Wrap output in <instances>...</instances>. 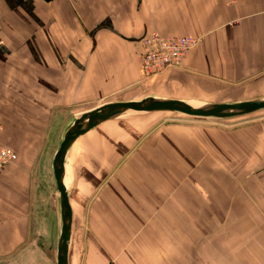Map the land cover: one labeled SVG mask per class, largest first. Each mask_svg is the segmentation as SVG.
I'll return each instance as SVG.
<instances>
[{"label": "crops", "instance_id": "obj_1", "mask_svg": "<svg viewBox=\"0 0 264 264\" xmlns=\"http://www.w3.org/2000/svg\"><path fill=\"white\" fill-rule=\"evenodd\" d=\"M152 30L201 37L153 93L264 98V0H0V145L18 154L0 172V264H57L54 153L83 111L137 99ZM141 117L101 119L68 147L67 264H264V118Z\"/></svg>", "mask_w": 264, "mask_h": 264}, {"label": "water", "instance_id": "obj_2", "mask_svg": "<svg viewBox=\"0 0 264 264\" xmlns=\"http://www.w3.org/2000/svg\"><path fill=\"white\" fill-rule=\"evenodd\" d=\"M264 107V98L248 99L236 102H212L194 106L179 99L149 95L129 101H107L93 106L80 113L66 128L63 137L52 159V169L57 190L59 191L61 213V240L57 253V264H67V241L70 236L71 208L67 188L62 177L63 160L72 141L97 121L120 115L128 109L152 110L170 109L191 115L230 116L250 112Z\"/></svg>", "mask_w": 264, "mask_h": 264}, {"label": "built area", "instance_id": "obj_3", "mask_svg": "<svg viewBox=\"0 0 264 264\" xmlns=\"http://www.w3.org/2000/svg\"><path fill=\"white\" fill-rule=\"evenodd\" d=\"M201 37L192 34L167 35L152 30L142 37L143 49L140 56L142 78H152L169 67L178 66L187 51L199 43ZM16 150L0 145V172L6 163L17 160Z\"/></svg>", "mask_w": 264, "mask_h": 264}, {"label": "rangeland", "instance_id": "obj_4", "mask_svg": "<svg viewBox=\"0 0 264 264\" xmlns=\"http://www.w3.org/2000/svg\"><path fill=\"white\" fill-rule=\"evenodd\" d=\"M162 72L156 74L152 78H146L147 83L145 85H141L140 87H131L129 91L133 92V97L137 99H141L143 97L154 95V91L148 88V84L150 82L155 81V77H158ZM145 79V78H144ZM154 79V80H152ZM149 80V81H148ZM152 80V81H150ZM142 82V83H145ZM153 93V94H152ZM156 96L158 93L155 94ZM96 103L100 102V100L95 101ZM202 102V101H201ZM197 104L200 101H196ZM208 103H204L201 105H205ZM120 115L123 116H131V115H139L145 118H140L146 120L150 123L153 122H190L193 123L194 121L201 122V123H208L211 125H217L219 127H228L231 129V124L236 123L237 121H245V120H254V119H261L264 118V107L259 108L250 112L230 115V116H213V115H191L185 112H181L178 110H170V109H154V110H136V109H128L125 112L121 113ZM151 117V118H150Z\"/></svg>", "mask_w": 264, "mask_h": 264}, {"label": "bare ground", "instance_id": "obj_5", "mask_svg": "<svg viewBox=\"0 0 264 264\" xmlns=\"http://www.w3.org/2000/svg\"><path fill=\"white\" fill-rule=\"evenodd\" d=\"M188 103H190L191 105H194V106H198L199 104H196V103H194V102H188ZM66 180H64V182H65ZM64 184H66V182L64 183Z\"/></svg>", "mask_w": 264, "mask_h": 264}]
</instances>
